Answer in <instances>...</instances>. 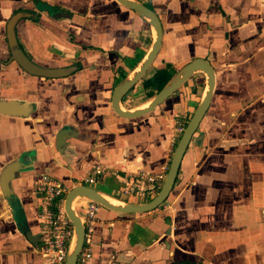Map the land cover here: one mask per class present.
I'll return each instance as SVG.
<instances>
[{"label":"crops","instance_id":"0c3cea01","mask_svg":"<svg viewBox=\"0 0 264 264\" xmlns=\"http://www.w3.org/2000/svg\"><path fill=\"white\" fill-rule=\"evenodd\" d=\"M137 1L157 14L161 42L120 107L148 104L142 79L165 64L172 76L193 58L212 66L213 92L159 206L127 214L96 207L83 239L87 264H264V1ZM15 12L23 53L41 67L72 68L67 75L33 76L9 60L5 24ZM153 38L147 22L115 0H0V98L35 105L28 117L0 114V171L16 159L26 167L17 176L18 165L8 168L6 184L0 178V264H40L32 193L40 174L73 186L100 166L91 186L115 203L156 193L135 197L123 187L139 171L165 174L180 135L173 124L192 113L205 76L193 73L150 113L116 116L112 87Z\"/></svg>","mask_w":264,"mask_h":264},{"label":"water","instance_id":"95a60500","mask_svg":"<svg viewBox=\"0 0 264 264\" xmlns=\"http://www.w3.org/2000/svg\"><path fill=\"white\" fill-rule=\"evenodd\" d=\"M121 6L132 10L135 14L142 17L154 32V38L151 42L149 50L137 68L129 75L119 80L113 87L110 93V107L112 112L124 119H133L147 113L152 112L159 104H161L172 92L188 79L193 73L200 71L205 76V88L198 104L193 112L187 119L176 143L173 148L169 163L164 174L162 183L157 189L156 193L149 200L143 203H111L105 196L98 192L91 185L74 184L67 186L68 190L63 197V211L72 225V233L68 242L66 255L63 264H75V259L79 253L84 239V226L82 223L81 214L79 210L73 207V202L76 199L91 200L100 206L110 209L119 213H143L150 211L159 206L167 197L171 190L177 170L180 164L182 154L190 140L192 134L198 127V124L206 111L214 86V70L212 66L205 59L193 58L182 65L168 81L150 98L146 106L136 108L134 110L122 109L119 105L125 93L139 81L145 73L152 60L154 59L161 42V24L157 14L147 7L146 5L138 2L137 0H115ZM21 17L20 12L13 13L5 24V39L9 50V60L14 61L24 72L39 77L45 78H58L67 75L72 68H45L33 63L23 53L17 45L14 36V24ZM35 105L32 102L0 98V114L15 116V117H28L34 110ZM60 130L59 132H61ZM61 133L56 134V149L57 145H61ZM58 143V144H57ZM18 165L16 168V176L19 171V166H24L22 161L18 159L7 163L0 171V178L6 184L13 176L6 171L12 165ZM74 238V239H73ZM73 239V244L71 242Z\"/></svg>","mask_w":264,"mask_h":264},{"label":"built area","instance_id":"2783aa9c","mask_svg":"<svg viewBox=\"0 0 264 264\" xmlns=\"http://www.w3.org/2000/svg\"><path fill=\"white\" fill-rule=\"evenodd\" d=\"M264 1V0H263ZM184 123L175 121L171 129L172 134L179 135ZM103 174L100 166H94L87 176L78 180L75 184L92 185L98 182ZM164 174H150L147 172H136L125 182L123 192L135 197H143L145 193L155 192L161 185ZM68 187L62 181L46 174H40L34 180L32 193L36 198V210L39 218V244L38 254L40 264H63L68 242L72 233V225L66 217L62 203ZM97 204L87 200L82 206L79 204V213L85 230H89L90 224L95 218ZM90 257V249L82 244L76 256L75 264H87Z\"/></svg>","mask_w":264,"mask_h":264},{"label":"trees","instance_id":"16d2710c","mask_svg":"<svg viewBox=\"0 0 264 264\" xmlns=\"http://www.w3.org/2000/svg\"><path fill=\"white\" fill-rule=\"evenodd\" d=\"M167 66L168 64H165L164 67L155 70L153 74H151L147 78L142 79V86L145 90H147L146 93L148 94V96H151L153 94L149 91L150 89L158 90L169 78V74L165 70V67Z\"/></svg>","mask_w":264,"mask_h":264},{"label":"flooded vegetation","instance_id":"af4514ba","mask_svg":"<svg viewBox=\"0 0 264 264\" xmlns=\"http://www.w3.org/2000/svg\"><path fill=\"white\" fill-rule=\"evenodd\" d=\"M167 68H169V64H168L167 67H165V70H166V72L168 73ZM170 77H171V76H169V78H170ZM169 78H168V79H169ZM168 79H167V81H168ZM167 81H166V82H167ZM166 82H165V83H166ZM165 83H164V84H165ZM164 84H163V85H164ZM130 88H132V86H131ZM142 88H143V86H142ZM160 88H161V87H160ZM160 88H159V89H160ZM159 89H158V90H159ZM158 90L152 89L151 91H154V92H153V94H154V93H156ZM172 93H173V92H172ZM172 93H171V94H172ZM153 94H152V95H153ZM171 94H170V95H171ZM152 95H151V96H152ZM170 95H169V96H170ZM169 96H168V97H169ZM168 97H167V98H168ZM122 98H123V97H122ZM163 102H164V101H163ZM159 105H160V104H159ZM159 105H158V106H159ZM192 112H193V111H192ZM190 115H191V114H190ZM190 115H189V116H190ZM177 116H178L179 118H177L176 121H177V122H180V123H184V125H185L187 119L189 118V116H187V114H179V115H177ZM183 127H184V126H183Z\"/></svg>","mask_w":264,"mask_h":264},{"label":"rangeland","instance_id":"374dc122","mask_svg":"<svg viewBox=\"0 0 264 264\" xmlns=\"http://www.w3.org/2000/svg\"><path fill=\"white\" fill-rule=\"evenodd\" d=\"M126 94V93H125ZM125 96V95H124ZM126 100V96L125 97H123L121 100ZM131 104V101H126L125 103H123L122 105H123V107H128L129 105ZM79 199H76L74 202H73V207L74 208H78V206H79V201H78ZM79 210V209H78Z\"/></svg>","mask_w":264,"mask_h":264},{"label":"bare ground","instance_id":"6f19581e","mask_svg":"<svg viewBox=\"0 0 264 264\" xmlns=\"http://www.w3.org/2000/svg\"><path fill=\"white\" fill-rule=\"evenodd\" d=\"M146 105H147V104H146ZM146 105H145V106H146ZM107 199H108L111 203H114L113 200H111V199H109V198H107ZM73 239H74V238H73ZM73 239H72V242H71V246H72V244H73Z\"/></svg>","mask_w":264,"mask_h":264}]
</instances>
